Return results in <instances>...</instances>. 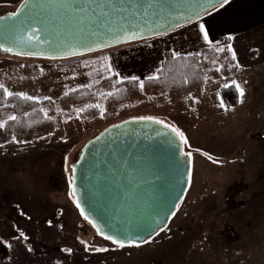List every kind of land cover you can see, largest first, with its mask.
<instances>
[{"label": "rangeland", "instance_id": "374dc122", "mask_svg": "<svg viewBox=\"0 0 264 264\" xmlns=\"http://www.w3.org/2000/svg\"><path fill=\"white\" fill-rule=\"evenodd\" d=\"M20 1L0 0V14L15 10ZM181 34L100 52L70 68L0 54L4 89L52 100L57 110L52 136L0 147V264H264V94L253 107L264 79L253 88L250 78L242 76L238 84L245 91L244 102L235 108L220 106L219 91L233 85L231 81L208 74L205 95L195 98L172 103L164 96L148 97L95 121L80 119L78 111L67 120L60 116L65 111L59 100L65 93L111 75L104 70V55L119 78L136 75L144 81L158 74L167 53L202 54L207 49L187 46ZM25 64L39 65L41 75H25L20 69ZM107 93L102 88L98 104L103 108ZM140 116L184 132L189 141L185 152L192 153V179L167 228L138 248L119 249L80 215L69 187L72 173L66 169L78 161L89 140ZM96 247L110 250L97 253Z\"/></svg>", "mask_w": 264, "mask_h": 264}, {"label": "snow or ice", "instance_id": "6c2138e0", "mask_svg": "<svg viewBox=\"0 0 264 264\" xmlns=\"http://www.w3.org/2000/svg\"><path fill=\"white\" fill-rule=\"evenodd\" d=\"M228 3L229 0H199V2H193V0H23L20 11L0 17V21H4V34L9 45L0 44V51L13 53L16 56H44L50 60L66 59L82 56L85 53L102 52L105 49L128 45L137 41L147 42L159 39L169 35L170 31L188 26H195L197 39L202 40L204 45L211 46L218 20V17L213 14V10L224 8ZM205 16L208 18H205ZM233 39L232 36H228V40ZM35 45H40L41 48L46 45L47 53L43 50H30ZM146 46L152 47L151 44L147 43ZM217 50L220 52L225 51L224 48ZM227 52L231 53V59L235 61L237 58L236 52L231 45L227 46ZM180 59H182L180 54L173 50L172 60ZM102 60L106 73H111L113 77H120V73L114 71L109 56L104 55ZM235 67L239 68L240 65L236 64ZM163 71V68L158 67L156 69L157 73ZM146 79L152 83L162 82V77L158 74H149ZM115 83L138 85L140 92L145 91V83L136 75L119 78ZM233 86L239 93L240 102L243 103L244 89L235 81H233ZM224 87L228 88L229 85L225 84ZM4 94L6 96L13 95L7 89H4ZM17 95L23 101L34 99L23 93ZM106 95L112 96L113 93L109 92ZM220 106L223 107V104ZM89 107L93 106L90 105ZM94 107L100 111L101 117H103L105 109L99 104ZM8 119L16 121L17 117L10 116ZM136 123L159 125L168 129L172 134L170 143L178 141L185 146L189 145L183 131L160 119L152 116H140L124 122V124ZM3 127L5 125L0 123V128ZM120 127H123V125H113V128ZM12 139L13 142H16L15 136ZM183 156L191 165L192 153L184 152ZM172 159H175L174 154ZM109 163L112 162L109 161ZM66 171H70L74 176L76 168L72 167L70 170L66 169ZM175 172L179 183L182 176L179 165L175 167ZM191 179L192 174L189 171V183H191ZM69 187L74 195L75 183L72 176L69 178ZM75 204L80 209V215L104 241H109L119 249L140 247L134 241L129 240L126 243L124 239L118 238V235H110L107 231H102L101 227L89 215L85 214L78 200L75 201ZM140 219L144 230H147L152 223L156 222L152 220L151 215L147 212L142 213ZM108 227L110 229V226ZM160 230L163 231L164 229L161 228ZM24 239H27V237L25 236ZM80 243L85 244L84 241H80ZM85 250H89L87 244H85ZM109 250L108 247H96L94 249L97 253L108 252ZM28 251H32V249L29 248Z\"/></svg>", "mask_w": 264, "mask_h": 264}, {"label": "water", "instance_id": "95a60500", "mask_svg": "<svg viewBox=\"0 0 264 264\" xmlns=\"http://www.w3.org/2000/svg\"><path fill=\"white\" fill-rule=\"evenodd\" d=\"M22 3L23 1L15 10L0 17L20 11ZM3 26L4 21H0V44L9 46ZM140 42L143 41L131 44ZM30 50H43L45 53L48 51L46 45L43 48L35 45ZM100 52L56 60L44 56L18 57L63 61ZM0 53L16 56L3 51ZM124 122L117 124L123 127L111 126L86 143L78 161L72 166L76 168L74 176L72 174L75 183L73 196L75 201L80 202L85 214L89 215L102 231L118 235V238L124 239L126 243L131 240L143 245L162 232L161 228H167L177 212L190 186L188 174L192 163L189 165L183 156L185 145L178 141L170 143L172 134L168 129L151 123ZM173 154L175 159H172ZM177 165L182 173L179 183L175 172ZM144 212L149 213L152 220L156 221L147 230L141 226L140 217Z\"/></svg>", "mask_w": 264, "mask_h": 264}, {"label": "trees", "instance_id": "16d2710c", "mask_svg": "<svg viewBox=\"0 0 264 264\" xmlns=\"http://www.w3.org/2000/svg\"><path fill=\"white\" fill-rule=\"evenodd\" d=\"M6 11L0 15L10 12ZM231 41L225 38L221 44L224 52L216 47L207 48L202 54L180 55L182 59L173 61L172 54L167 53L158 73L162 82L152 83L145 79V91H139L138 85L116 84L119 77L108 76L101 83H95L88 87L80 88L63 95L59 105L65 115L61 117L67 120L75 111L79 112V118L84 121H95L101 118L100 111L94 106L98 104L102 88L112 92V96L105 95L103 118L116 115L124 106L134 105L139 100L148 97L164 96L168 101L175 103L180 100L201 96L204 92L208 74L214 79L230 77L237 73L236 60L231 59V53L227 52V46ZM1 54V53H0ZM97 54V53H96ZM252 54V53H250ZM95 55V54H92ZM89 55V56H92ZM88 56L76 59H68L58 62L62 67H76L87 59ZM21 71L32 78L41 75V69L37 64H25ZM219 69V71H217ZM109 77H111L109 79ZM219 96L226 108H235L240 104L239 93L233 85L221 88ZM92 105L93 107H89ZM10 116L17 117L11 121ZM57 110L54 101L46 99L42 101H23L17 94L6 96L4 88L0 87V123L5 127L0 128V147L13 143L30 144L40 139L52 136L57 129Z\"/></svg>", "mask_w": 264, "mask_h": 264}, {"label": "crops", "instance_id": "0c3cea01", "mask_svg": "<svg viewBox=\"0 0 264 264\" xmlns=\"http://www.w3.org/2000/svg\"><path fill=\"white\" fill-rule=\"evenodd\" d=\"M213 14L218 20L211 46L204 45L202 40L197 39L195 26L178 29L167 36L182 32L179 38L188 42L187 46L201 44L203 49L217 47L225 38L232 36L234 39L230 45L236 52V62L240 67L237 73L222 79H228L233 84V81L238 83L242 76H248L250 85L256 88L264 79V0H230L224 8L215 9ZM261 86V90H255L258 98L254 100L258 101L253 103V107L261 104L259 100L264 94V84Z\"/></svg>", "mask_w": 264, "mask_h": 264}, {"label": "flooded vegetation", "instance_id": "af4514ba", "mask_svg": "<svg viewBox=\"0 0 264 264\" xmlns=\"http://www.w3.org/2000/svg\"><path fill=\"white\" fill-rule=\"evenodd\" d=\"M12 11V10H11Z\"/></svg>", "mask_w": 264, "mask_h": 264}]
</instances>
